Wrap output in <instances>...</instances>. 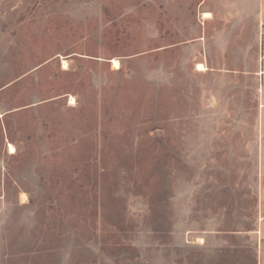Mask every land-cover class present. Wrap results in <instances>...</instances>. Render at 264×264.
I'll return each mask as SVG.
<instances>
[{"label":"rangeland","instance_id":"rangeland-1","mask_svg":"<svg viewBox=\"0 0 264 264\" xmlns=\"http://www.w3.org/2000/svg\"><path fill=\"white\" fill-rule=\"evenodd\" d=\"M0 264H264V0H0Z\"/></svg>","mask_w":264,"mask_h":264},{"label":"bare ground","instance_id":"bare-ground-1","mask_svg":"<svg viewBox=\"0 0 264 264\" xmlns=\"http://www.w3.org/2000/svg\"><path fill=\"white\" fill-rule=\"evenodd\" d=\"M113 65L116 69H119V62L117 60H113ZM66 66V65H65ZM198 71L200 72H205L206 71V68L205 66H203L202 64H199L198 65ZM10 150L13 152L14 151V148L12 146H10Z\"/></svg>","mask_w":264,"mask_h":264}]
</instances>
